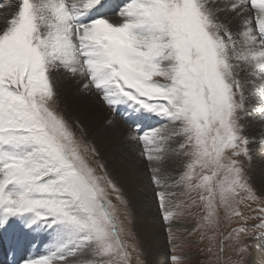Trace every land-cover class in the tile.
<instances>
[{"label": "snow or ice", "instance_id": "6c2138e0", "mask_svg": "<svg viewBox=\"0 0 264 264\" xmlns=\"http://www.w3.org/2000/svg\"><path fill=\"white\" fill-rule=\"evenodd\" d=\"M117 119L170 245L240 264L264 233V0H0V238L10 264H143L125 185L58 82ZM176 241H182L177 243ZM190 242V243H189Z\"/></svg>", "mask_w": 264, "mask_h": 264}, {"label": "bare ground", "instance_id": "6f19581e", "mask_svg": "<svg viewBox=\"0 0 264 264\" xmlns=\"http://www.w3.org/2000/svg\"><path fill=\"white\" fill-rule=\"evenodd\" d=\"M58 91L65 113L84 124L103 157L109 162L110 170L125 185L143 249L148 255L156 256L151 264H168L166 234L163 223L157 220L159 213L154 188L143 165L137 162L135 153L130 151L124 138L127 126L117 119L112 129H106L107 112L98 98L81 94L78 85L71 81L61 79ZM247 134L257 141L252 145V158L247 173L252 184L261 188L264 187V148L259 144L262 126L252 121ZM247 248L244 264H264V233L259 234Z\"/></svg>", "mask_w": 264, "mask_h": 264}, {"label": "rangeland", "instance_id": "374dc122", "mask_svg": "<svg viewBox=\"0 0 264 264\" xmlns=\"http://www.w3.org/2000/svg\"><path fill=\"white\" fill-rule=\"evenodd\" d=\"M250 163H251V160L250 161H245V166H246L247 171H248ZM154 194H155V191H154ZM154 199H155L156 204L158 205V203L156 201V198H155V195H154ZM130 206H131V204H130ZM158 213L159 214H158L157 220H159L160 222L163 223L162 216L160 214L159 209H158ZM133 217H134V214H133ZM135 225L136 224L134 222V226ZM163 227H164V231H165V234H166V241H167V250H166V252L169 255L168 256L169 257L168 264H170V254H171L170 253V245L168 244L167 232H166V227H165L164 224H163ZM135 232H136V235H137V238H138V241H139V245H140V249H141V252H142V255L140 256V259L143 261V264H151L152 261H154V259H156V256H150L147 253H145V251L143 249V245H142L141 240H140V236L138 234V230H136V226H135ZM259 234H261V232L258 230L253 235H251L249 237H246L243 242L246 245H249ZM176 242L177 243H182V241H176ZM177 255L181 256L183 258V264H196L198 259H202V258L196 256V249L194 247H190V246H183V247L178 248L177 249ZM225 256L226 257H231V259L233 261H239L240 264H244L243 262H244V260H245V258L247 256V253L243 254L242 256H238V255L235 254V252H233L231 249H229L228 252L225 253Z\"/></svg>", "mask_w": 264, "mask_h": 264}]
</instances>
